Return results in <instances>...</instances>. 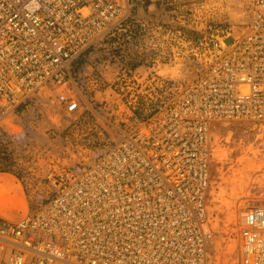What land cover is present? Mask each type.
Masks as SVG:
<instances>
[{"label": "built area", "instance_id": "built-area-1", "mask_svg": "<svg viewBox=\"0 0 264 264\" xmlns=\"http://www.w3.org/2000/svg\"><path fill=\"white\" fill-rule=\"evenodd\" d=\"M145 12L136 0H0V170L41 100L69 115L86 100L78 85L105 71L147 87L154 104L88 160L49 172L44 200L0 217V264H213L210 130L264 123V0H251L241 33L216 28L199 42L187 78L159 72L176 56L159 42L184 40ZM237 241L235 264H264V207L243 211Z\"/></svg>", "mask_w": 264, "mask_h": 264}, {"label": "rangeland", "instance_id": "rangeland-1", "mask_svg": "<svg viewBox=\"0 0 264 264\" xmlns=\"http://www.w3.org/2000/svg\"><path fill=\"white\" fill-rule=\"evenodd\" d=\"M163 4L161 10L154 8L152 13L144 14L171 32L179 31L184 42L177 48L170 36L159 42L162 54L172 57L173 50L176 52L174 61L162 66L159 72L173 78H187L194 66L184 67L182 62L192 63V53L199 51L196 46L201 49L199 42L207 40L213 29L234 34L244 31L251 0H163ZM134 57L143 69L145 56ZM113 73H101L98 85H78L86 100L69 115L63 113L53 98L47 103L40 101L41 116L32 122L34 130L21 131L22 140L11 143L6 165L0 170L1 218L14 221L44 200L49 193V172L88 160L113 142L133 117L147 113L154 106L145 98L147 87L135 86L128 76L121 77L116 84ZM151 90L154 95L156 87ZM26 115H20L23 122ZM210 145L206 202L213 231L211 258L213 264H235L242 211L252 205L264 207V123L249 119L214 121Z\"/></svg>", "mask_w": 264, "mask_h": 264}, {"label": "crops", "instance_id": "crops-1", "mask_svg": "<svg viewBox=\"0 0 264 264\" xmlns=\"http://www.w3.org/2000/svg\"><path fill=\"white\" fill-rule=\"evenodd\" d=\"M138 3L139 4H142L143 7L146 8V10H147L148 13H152L154 8H157V10L159 11L164 6L163 0H152V2H147V1L139 0Z\"/></svg>", "mask_w": 264, "mask_h": 264}, {"label": "bare ground", "instance_id": "bare-ground-1", "mask_svg": "<svg viewBox=\"0 0 264 264\" xmlns=\"http://www.w3.org/2000/svg\"><path fill=\"white\" fill-rule=\"evenodd\" d=\"M3 203V202H2ZM242 213H243V211H242Z\"/></svg>", "mask_w": 264, "mask_h": 264}]
</instances>
